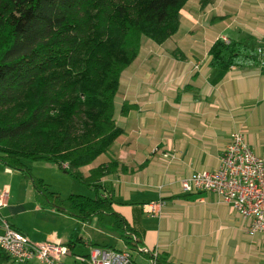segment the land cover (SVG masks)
<instances>
[{
  "label": "crops",
  "instance_id": "crops-1",
  "mask_svg": "<svg viewBox=\"0 0 264 264\" xmlns=\"http://www.w3.org/2000/svg\"><path fill=\"white\" fill-rule=\"evenodd\" d=\"M179 16L170 43L182 54L163 53L168 39H147L155 50L140 54L146 47L142 42L136 58L122 71L128 81L119 103L135 104L124 115L119 108L120 119L115 120L123 133L79 171L87 177L90 169L110 160L117 162L116 168L99 179L97 193L92 184H84L90 194L67 195L113 200V208L137 237L138 246L131 249L136 264H151L154 252L171 264H264V233L249 235L247 220L214 193H185L180 186V179L194 171L217 168L235 131L256 154L263 152L264 0H187ZM217 38L249 42L259 63L227 70L211 67L208 50ZM44 167L58 168L50 162ZM46 181L61 194L58 185ZM3 186L8 196L0 216L31 240L72 242V253H86L89 242L127 248L117 231L99 228L102 223L96 217L82 221L39 204L31 182L0 163V190ZM159 199L164 205L156 214H147L143 205ZM90 223L103 235L101 241L85 231Z\"/></svg>",
  "mask_w": 264,
  "mask_h": 264
},
{
  "label": "trees",
  "instance_id": "trees-1",
  "mask_svg": "<svg viewBox=\"0 0 264 264\" xmlns=\"http://www.w3.org/2000/svg\"><path fill=\"white\" fill-rule=\"evenodd\" d=\"M186 1L0 0V163L31 182L39 204L82 221L96 217L129 249L138 240L113 200L61 197L28 164L54 163L99 191L97 182L117 162L100 163L87 177L79 167L123 133L114 117L121 73L144 39L162 43L177 31ZM208 55L209 65L220 70L259 63L256 49L242 40L217 38ZM134 106L123 101L120 114ZM12 263L0 248V264ZM155 264L171 263L156 255Z\"/></svg>",
  "mask_w": 264,
  "mask_h": 264
},
{
  "label": "built area",
  "instance_id": "built-area-1",
  "mask_svg": "<svg viewBox=\"0 0 264 264\" xmlns=\"http://www.w3.org/2000/svg\"><path fill=\"white\" fill-rule=\"evenodd\" d=\"M227 41L226 38H223ZM66 166V165H64ZM10 171V168H6ZM183 192L214 193L221 202L229 204L248 222L247 233H264V144L263 152L256 154L240 131L231 133L221 152L219 164L213 170L194 171L180 179ZM8 187L0 190V208L6 205ZM165 201H149L143 205L149 215L156 214ZM3 232L0 248L15 264L37 260L40 264H136L131 249H113L89 245L86 253H72L66 244L55 241H34L12 228L1 216ZM139 251H147L138 247ZM156 253L151 264H155ZM65 258V259H64ZM66 258H70L68 262Z\"/></svg>",
  "mask_w": 264,
  "mask_h": 264
},
{
  "label": "rangeland",
  "instance_id": "rangeland-1",
  "mask_svg": "<svg viewBox=\"0 0 264 264\" xmlns=\"http://www.w3.org/2000/svg\"><path fill=\"white\" fill-rule=\"evenodd\" d=\"M179 18H180V16H179ZM181 32H183V35L185 37L187 36L186 28H183L181 30ZM167 39L168 40H166L165 43H167V45L169 47H168V50L162 47L161 49H162L163 53H169V54H175V55L182 54V52L179 49L172 48V45L170 43L172 40V36H170V38H167ZM152 44L153 43L151 41L144 39L143 40V46H146V47L141 50L140 54H147V53H150L148 51L155 50V48H153L154 46L150 47ZM127 81H128V75L122 73L121 77H120V86H119V90H118L119 93H117L116 109H115V113H114V117L116 120L120 119V115L118 112L119 108H120L119 102L122 98L123 88L125 87V84ZM46 163H48V162L31 161L29 163L31 173L35 177H38V178L44 177L46 180L49 179V180L53 181V184L59 186L58 189H60V192L62 191L61 194L59 193L61 195V197H65L70 191H79V192L81 191V193H85V194L91 193L89 190H87V187L84 184H81L80 182L76 181L75 179H73V177H71L69 174L63 172L61 169H59V168L49 169L47 167H44V164H46ZM6 168H8V167H6ZM45 179H44V182H46L50 186L49 182L46 181ZM75 189H77V190H75ZM98 226H99V228H102V230H104V231H108V232L109 231H115L113 229H110L108 226H106L104 224H99ZM85 231H88L90 233L89 235L91 236V238L95 239V241H101L103 239L102 238L103 235H101L99 232H97L96 228L91 227V223H90V225H87V227H85ZM82 249H85V248H82ZM66 260H67V258H66ZM12 264H15V263H12ZM35 264H40V263L36 261Z\"/></svg>",
  "mask_w": 264,
  "mask_h": 264
}]
</instances>
